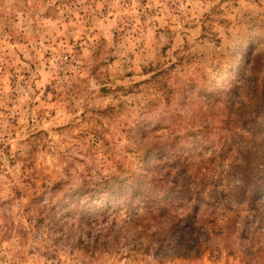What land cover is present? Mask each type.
Returning a JSON list of instances; mask_svg holds the SVG:
<instances>
[{"label": "rangeland", "instance_id": "obj_1", "mask_svg": "<svg viewBox=\"0 0 264 264\" xmlns=\"http://www.w3.org/2000/svg\"><path fill=\"white\" fill-rule=\"evenodd\" d=\"M248 67L264 76V0H0V264H264L256 203L185 255L108 196L169 138L200 157L255 116Z\"/></svg>", "mask_w": 264, "mask_h": 264}, {"label": "trees", "instance_id": "obj_2", "mask_svg": "<svg viewBox=\"0 0 264 264\" xmlns=\"http://www.w3.org/2000/svg\"><path fill=\"white\" fill-rule=\"evenodd\" d=\"M250 72L252 76L249 78L248 73L244 80L250 83V99L254 100L252 105L257 106L255 116L250 120L239 119L228 127L224 135L208 144L209 152H204L200 157L196 156L197 152L183 147L181 139L184 136L169 138L165 144H161L159 160L152 166H149L150 160L147 162L148 170L145 173H133L129 178L119 180L130 183L127 188H123L121 182L113 190V186H106L109 197L118 191L116 201H125L122 211L140 208L149 221L156 224L158 230L154 234L159 233L161 241L170 239L174 241V246L185 248V255L194 249L199 253L202 244L206 243L201 244L199 237H194L199 236L201 228L209 226L206 217L211 214L216 218L222 217L220 235L226 236L230 228L237 236L244 233L240 212L233 210L230 202L237 205L256 203L255 206L264 207V76L255 68ZM240 122L248 125L238 128ZM157 146H151L145 154L148 156L153 149L158 150ZM182 151L190 154L185 155ZM225 163L228 168L223 171ZM217 171L220 175L216 177ZM224 172H227V184L230 186L223 184ZM96 191L87 187L85 190L91 195ZM226 199L229 202L225 204L224 211L216 212V207L221 210ZM210 206L215 208V212L210 210ZM113 207L111 204L108 206L109 209ZM114 210L118 211L116 208ZM228 211L232 213L228 215ZM89 212L91 210L81 209L83 224L92 222ZM223 219L227 222L223 223Z\"/></svg>", "mask_w": 264, "mask_h": 264}]
</instances>
